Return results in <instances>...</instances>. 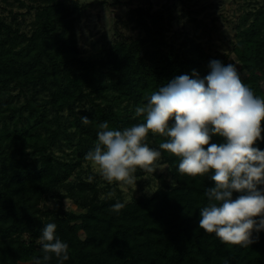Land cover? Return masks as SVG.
<instances>
[{
    "label": "trees",
    "instance_id": "obj_1",
    "mask_svg": "<svg viewBox=\"0 0 264 264\" xmlns=\"http://www.w3.org/2000/svg\"><path fill=\"white\" fill-rule=\"evenodd\" d=\"M2 1L8 17H0V264H34L43 255L41 229L50 222L69 245L64 264H264V231L244 247L199 228L214 182L181 174L170 153L161 150L159 160L172 183L133 202L109 191L102 198L98 180L75 177L89 162L101 122L116 130L145 122L136 108L161 86L193 70L203 78L211 60L226 59L195 42L184 55L167 49V13L142 7L130 14L139 38H122L103 58L86 61L74 17L86 9L77 0ZM28 15H35L29 32L20 23ZM251 17L236 27L234 52L242 82L264 98V11ZM81 116L92 123L83 125ZM145 142L159 149L166 138L150 132ZM255 146L264 150V141ZM66 150L69 160L56 155ZM66 200L80 212L67 209ZM117 201L125 204L119 213L112 210ZM48 264L59 262L53 257Z\"/></svg>",
    "mask_w": 264,
    "mask_h": 264
},
{
    "label": "clouds",
    "instance_id": "obj_2",
    "mask_svg": "<svg viewBox=\"0 0 264 264\" xmlns=\"http://www.w3.org/2000/svg\"><path fill=\"white\" fill-rule=\"evenodd\" d=\"M136 114H143L145 122L122 130L101 122L85 159L107 182L136 186L137 170L155 172L161 150L178 157L181 174L214 182L205 191L199 228L226 244L251 245L254 233L264 231V150L255 146L264 141V98L242 82L237 66L213 59L203 78L195 70L177 76L137 107ZM80 120L92 123L87 116ZM150 132L166 138L159 149L145 142ZM217 136L223 142L211 143ZM234 193L239 194L235 199ZM124 207L117 201L112 210L119 213ZM39 241L43 255L34 264H48L53 257L59 264L70 259L56 223L43 226Z\"/></svg>",
    "mask_w": 264,
    "mask_h": 264
},
{
    "label": "rangeland",
    "instance_id": "obj_3",
    "mask_svg": "<svg viewBox=\"0 0 264 264\" xmlns=\"http://www.w3.org/2000/svg\"><path fill=\"white\" fill-rule=\"evenodd\" d=\"M39 3L43 0H36ZM80 10L75 16L77 21V41L80 56L83 60L101 59L107 50L122 38L137 39L141 33L134 21L131 20V11L137 8H146L158 11L163 10L168 16L166 38L167 49H174L176 53L184 52L192 47V42L200 44L205 50L214 55L224 57L228 63L237 66L244 78L242 64L236 57L234 45L237 41L238 25L244 26L245 18H253L260 10L264 11V0H77ZM31 4V0H27ZM7 4L0 0V17H8ZM25 13L26 9H18ZM35 15L20 18L21 27L30 31ZM8 21H11L9 18ZM56 155L63 159L71 158L69 150L57 151ZM82 176L90 181L98 180L102 189V198L108 191L111 195H121L127 202H133L141 197H148L155 193L164 183H172L169 170L160 160L156 162L155 172L148 173L138 169L136 172L137 184L122 186L116 182H107L98 169L91 162L83 164L75 177ZM164 182V183H163ZM69 210L77 213L80 210L71 201H65ZM48 205L54 208L55 201Z\"/></svg>",
    "mask_w": 264,
    "mask_h": 264
}]
</instances>
